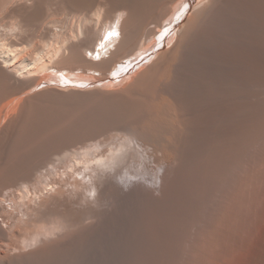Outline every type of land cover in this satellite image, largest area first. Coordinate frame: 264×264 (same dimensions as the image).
I'll return each instance as SVG.
<instances>
[{
  "label": "bare ground",
  "instance_id": "bare-ground-1",
  "mask_svg": "<svg viewBox=\"0 0 264 264\" xmlns=\"http://www.w3.org/2000/svg\"><path fill=\"white\" fill-rule=\"evenodd\" d=\"M255 2L0 0V264H43L77 244L83 264H264V120L245 122V86L222 103L233 126L216 128L224 114L195 94L205 79L182 74L196 37L216 55L230 48ZM38 87L94 91L113 108L37 120L24 100Z\"/></svg>",
  "mask_w": 264,
  "mask_h": 264
},
{
  "label": "rangeland",
  "instance_id": "rangeland-1",
  "mask_svg": "<svg viewBox=\"0 0 264 264\" xmlns=\"http://www.w3.org/2000/svg\"><path fill=\"white\" fill-rule=\"evenodd\" d=\"M252 2H254V0H252ZM256 6H258V8H257V10L258 11H256V15H254V14H252V15H250V17H246L247 19H246V22L244 23L243 22V25H244V27H243V31H233V32H235L236 34H234V33H231V36H233V38H231L234 42H233V46L231 45L230 46V48L229 47H227V48H223L222 47V50H220V52L218 53V55H216V54H213V52H212V50L210 49V46L206 43V42H204V40H207V38L206 37H196V43H195V40H194V43L193 44H191V50H192V48H194L193 49V51H191L190 49H189V51H188V54H187V57H186V63L184 64V66H182V68H184L185 69V67H186V65H188L187 67H186V69L184 70V69H182V74L184 75V77L185 78H187V79H189V80H194V79H196V78H202L201 79V81H203L204 79L206 80H204V82H203V86H201L200 87V89H198L197 91H196V93L195 94H197L198 96H202V97H204V98H207L206 97V95H208V98H210L213 102L211 103L212 104V107L210 106V109L212 108V111L214 110V111H218L217 113H219L220 114V116L222 115V114H224L225 115V117H224V115L223 116H219V114H217L216 112L214 113V115L216 116V117H220L219 119H221L222 117H223V119L225 118V120H222V121H220L219 119H218V126H217V123L216 124H214V126H216V128H219V129H221L220 128V126H222V129L224 128V125H225V128L224 129H226L227 127H232L233 126V124H234V122H235V120H233L232 118H231V114L229 115V114H227V112H226V110H225V108H222V107H224L225 106V104H226V102H227V104H229L230 102H232V100H234V97H229V95H231V96H235V95H237V94H239L240 92H241V90L242 89H244L245 88V86H246V90L248 91V93H250L249 95H251V98H250V107H249V109L247 110L248 112H246V115H245V122H248V124H252V123H254V122H257V121H259V120H264V92H262V91H264V88H262V87H264V76H262L260 73H259V71L257 70V69H259V66L258 65H260V59H258V61H259V64L256 62V66L258 67H256L255 68V61H254V59L256 60L257 58H259L258 56H262V67L264 68V56H263V51H264V8H263V6H264V0H256ZM230 6H232V4H230L229 6H228V8L230 7ZM1 13H2V11H0ZM257 12H258V14H257ZM0 13V14H1ZM3 13H4V11H3ZM6 13V12H5ZM4 13V14H5ZM1 14V15H3L4 17H5V19H4V17L2 16V18H3V20H5L4 22H6V19H8L7 17V14ZM183 15H184V11H182V16H181V18H183ZM258 15V16H257ZM7 16V17H6ZM259 17V18H258ZM1 18V17H0ZM249 18H251L252 20H250ZM255 18H257L256 19V21H255ZM262 18V19H261ZM249 19V20H248ZM258 19H260V20H258ZM2 20V19H1ZM263 21V22H262ZM2 23H4L3 21H1ZM254 22V23H253ZM259 22V23H258ZM261 22V23H260ZM179 23V22H178ZM255 23H256V25H255ZM250 25H251V27L253 28H251L250 27ZM60 26V25H59ZM59 26H57V28L59 27ZM64 26L65 25H62V26H60L59 28H60V30H61V27H62V30L64 29ZM259 26V27H258ZM260 26H262L261 28H260ZM259 29H258V28ZM58 28V29H59ZM245 28H248L249 30H246ZM252 29V30H251ZM259 30V31H257V30ZM66 30V28L64 29V31ZM231 30V29H230ZM245 30H246V32L248 33L250 30V34L251 35H249V33H248V35L246 34V32H245ZM44 31V30H43ZM252 31H253V33H252ZM213 32H214V34L217 36V33H218V29L216 30V28L214 27L213 28ZM239 32V33H238ZM256 32H257V35H256ZM260 32V33H259ZM165 34H166V32H163V37L165 36ZM233 34V35H232ZM243 34V35H242ZM251 36V37H248L247 38V36ZM253 35V36H252ZM261 35H262V37H261ZM239 36H241V37H239ZM246 36V37H245ZM221 37H222V39L220 38V40H219V42L221 41L222 42V45H225V40H224V36L223 35H221ZM244 37V38H243ZM258 37H259V39H258ZM241 38H243V39H241ZM248 40H247V39ZM238 41H237V40ZM247 41H246V40ZM250 39V40H249ZM254 39H256V40H254ZM260 41V43H259V41ZM200 41V42H199ZM224 41V42H223ZM249 41V42H248ZM253 41V42H252ZM202 42V43H201ZM221 42H220V44H221ZM258 42V43H257ZM199 43V44H198ZM252 43V44H251ZM255 43V44H254ZM197 46H196V45ZM201 44H202V46H204V47H202L201 46ZM238 46H237V45ZM242 44V45H241ZM198 45H200V46H198ZM234 45H236V46H234ZM245 45H247V46H245ZM262 47H261V46ZM194 46H196L197 48H198V50L194 47ZM250 46V47H249ZM252 46H253V49H252ZM257 46V47H256ZM237 47V48H236ZM244 47V48H243ZM199 48H200V50H199ZM202 48V49H201ZM236 48V49H235ZM247 48H249L248 49V51H247ZM255 48H257V49H255ZM223 49H225L224 51H223ZM233 49V50H232ZM237 49H239L238 51H240V53H238V51H235V50H237ZM261 49H263V50H261ZM246 50V52H248L247 54L244 52ZM252 50V51H251ZM257 50V51H256ZM259 50H261V51H259ZM203 51V52H202ZM227 51V52H226ZM229 51H232L233 53H231V52H229ZM192 54H191V53ZM206 54H205V53ZM213 54V55H211V53ZM225 52H226V54H225ZM244 52V53H243ZM250 52V53H249ZM254 54H253V53ZM257 52H259V53H257ZM260 52H262V54L260 53ZM192 55V56H189L190 54ZM198 53H201V54H199L198 56L196 55V54ZM202 53H204V55H202ZM227 53H229L230 54V56H231V59H229L230 58V56H229V54H227ZM224 54V55H223ZM234 56H237L238 58H236V57H234L233 58V55ZM242 54V56H238V55H241ZM249 54V55H248ZM260 54V55H259ZM195 55L197 56V57H195ZM208 55V56H207ZM214 55H216V56H214ZM222 56V58L220 57V56ZM246 55H248V56H246ZM192 59H190L189 57ZM194 56V57H193ZM201 56V57H200ZM204 56V57H203ZM207 56V57H206ZM208 57H211V58H209L210 60H206V58H208ZM213 57V58H212ZM219 57V58H218ZM228 58L229 60H230V62L229 61H226V60H228V59H226V58ZM240 57V58H239ZM248 58V59H246V58ZM194 58H195V62H194ZM214 58H216V59H219V60H217V62H218V64L217 65H219L218 67H217V65H216V61H215V64H214ZM223 58H225V59H223ZM249 58H250V60H249ZM252 58H253V60H252ZM188 59H189V61H191V62H189L188 61ZM198 59V60H197ZM203 59V60H202ZM213 59V60H212ZM222 59V60H221ZM235 60V61H233V60ZM242 59V60H241ZM199 60H201V61H199ZM205 60V61H204ZM213 62H212V61ZM240 62V64H239V62ZM253 62H252V61ZM194 62V64H193V62ZM208 61L210 62H212V67L210 66V64H211V62H210V64H208ZM221 61H223V62H221ZM227 62V64H226V62ZM242 61H244L245 62V65H244V62H243V65H242ZM249 62V61H251L252 62V64H251V62H249V64H250V66H249V64H247V62ZM197 62H198V64H197ZM199 62H201V64H199ZM203 62H204V64H203ZM224 62H225V64H226V66H225V64H224ZM232 62H233V64H232ZM231 63V64H230ZM192 66H190V65ZM206 64V65H205ZM222 64H224V66H221ZM234 64H238L237 66L238 67H236V65L234 66ZM194 66H195V68H194ZM196 66H197V68H196ZM207 67V69H206V67ZM210 66V67H209ZM221 66V67H220ZM227 66H232V71L230 70L231 69V67L229 68H227ZM244 66V67H243ZM247 66H249V68L247 67ZM214 67H217L216 69L214 68ZM224 68V69H221V68ZM242 67V68H241ZM246 67V68H245ZM198 68H200V69H198ZM211 68V69H210ZM226 68V69H225ZM234 68L236 69V70H234ZM244 68H245V70H244ZM247 68H248V70H247ZM193 69V70H192ZM197 69V70H196ZM203 69V70H202ZM217 69H219L218 71H222V74H220L221 72H219L218 73V71H217ZM228 69L230 70V71H228ZM241 70L242 69V71H240V72H242V73H239V72H236V71H238V70ZM196 70V71H195ZM200 70V71H199ZM212 70H213V74H212ZM224 70H226L225 72H224ZM257 72H256V71ZM187 71V72H186ZM192 71V72H191ZM216 71H217V73H218V75H217V73H216ZM195 72V73H194ZM201 72V73H200ZM244 72H247V74H244ZM189 73V74H188ZM199 75H198V74ZM207 73V74H206ZM209 73H210V75H209ZM231 73H232V75H231ZM238 73V74H237ZM251 73V74H250ZM202 74V75H201ZM204 74V75H203ZM220 74V75H219ZM235 74H237V76L234 75ZM241 74H244V77L241 75ZM254 74H255V76H254ZM258 74V75H257ZM260 74V75H259ZM191 75V76H190ZM197 75V76H196ZM213 75V76H212ZM223 75L225 76L226 75V79H228V80H226L224 77H223ZM231 75V77H229ZM246 75V76H245ZM252 75V76H251ZM257 75V76H256ZM228 76V77H227ZM240 76V77H239ZM262 76V77H261ZM218 77L220 78L221 77V80H219L218 79ZM223 77V78H222ZM235 78V80H234V78ZM238 77H239V79H238ZM243 77V78H242ZM258 77H261V78H258ZM199 78V79H200ZM210 78V79H209ZM212 78V79H211ZM230 78V79H229ZM232 78H233V80H232ZM242 78V79H241ZM244 78H246V79H244ZM199 79H196V80H199ZM207 79H208V82H207ZM217 79V80H216ZM222 79H224L225 81H223ZM236 79H238V80H236ZM241 79V80H240ZM243 79H244V81H243ZM250 79V80H249ZM263 81H262V80ZM215 80V81H214ZM231 80H232V82H231ZM247 80V81H246ZM260 80V81H259ZM221 81H223V82H221ZM233 81H234V84H233ZM243 81V82H242ZM50 82H52V81H50ZM205 82H207V83H205ZM210 82H213V84L212 83H210ZM217 82V83H216ZM218 82H221V83H218ZM224 82H226V84H223ZM240 82V83H239ZM258 82V83H257ZM260 82H261V84H260ZM227 83H228V85H227ZM236 83V84H235ZM237 83H238V85H237ZM216 84V85H215ZM220 84H223V86H219ZM229 84H231L230 86H231V88H228V86H229ZM232 84H233V86H232ZM239 84H241L240 86H239ZM245 84V85H244ZM249 84V85H248ZM212 85H215V86H212ZM218 85V86H217ZM259 85H261V86H259ZM263 85V86H262ZM206 86V87H205ZM210 86V87H209ZM229 86V87H230ZM234 86H236V87H238V89H236ZM251 86V87H250ZM253 86V87H252ZM256 86V87H255ZM207 87H209L208 89H207ZM217 87L221 90V91H223L224 90V88L226 89V87H227V90H225V91H223V92H219V91H217V94H215L216 93V90H219V89H217ZM214 88V89H216V90H212V89ZM240 88V89H239ZM248 88V89H247ZM203 89V90H202ZM211 89V90H210ZM259 89H261V90H259ZM208 90V93H210V95L207 93V92H203V91H207ZM232 92H231V91ZM236 90V91H235ZM239 90V91H238ZM226 91H229V92H226ZM236 92V94H234L235 92ZM238 91V92H237ZM253 91V92H252ZM36 92V95H34V93ZM34 93H33V95L34 96H32V93L30 94V98L28 97V98H26L24 101H26L24 104L26 105V103H27V107L29 106V105H31V111H32V113L33 112H35L33 115H34V117L35 118H38L37 120H39V118L41 119L42 117V119L41 120H45V121H47V119H49L50 118V120H48L47 122H53L54 121V118H55V121H57V120H59V119H62V118H64V117H67V116H73V115H75L76 114V112L78 113L79 111V109H81V110H83L82 111V113L81 112H79L78 113V118H79V120L81 119V123H82V120H85L86 119V117H90V119H92L93 117H95V115L97 114V116L98 115H100V113L101 114H103L104 112V110H106V109H111V107L113 108V104H111V103H113V102H111L110 103V101L111 100H109V99H106V97H104L103 95L101 96V94H99V93H97V92H95L96 93V96H98V97H96V98H94L95 97V95L93 96V94H95V93H92V92H94V91H90V93H88L87 92V94L86 93H82V92H75V91H72V92H60V91H53V90H50V89H47V88H41V87H38V92H37V90L35 91ZM58 92V93H57ZM60 92V93H59ZM213 94H212V93ZM224 92H226V95H224L223 93ZM54 93V94H53ZM57 93V94H56ZM199 93H201V95H199ZM219 93V94H218ZM229 93V94H228ZM232 93V94H231ZM256 95H255V94ZM68 94V95H67ZM80 94V95H79ZM89 94V98L88 97H86L87 95ZM206 94V95H205ZM212 94V95H211ZM215 94V95H214ZM223 94V96H220V95H222ZM234 94V95H233ZM261 94H262V96H261ZM51 95H53L52 97H55V95H56V97H55V99L54 98H52L51 97ZM59 95V96H58ZM61 95V96H60ZM66 95V96H65ZM218 97H217V96ZM228 95V96H227ZM80 96H82V97H84V98H82V97H80ZM91 96V97H90ZM210 96V97H209ZM225 96V97H224ZM227 96V97H226ZM254 96H256V97H254ZM32 97V98H31ZM34 97V98H33ZM103 97V98H102ZM213 97V98H212ZM217 97V98H216ZM219 97H222V99H223V101H222V99L221 98H219ZM224 97V98H223ZM43 98V99H42ZM46 98H47V100H46ZM49 98V99H48ZM81 98V99H80ZM88 98V99H87ZM96 99L95 101L97 102H94V99ZM215 98V99H214ZM229 98H230V102H229ZM31 101H33V99H35L33 102H31L30 104H28L29 103V101L30 100ZM40 99V100H39ZM90 99V101L88 102V100ZM217 99H219L218 101H217ZM109 102H108V101ZM228 100V101H227ZM28 101V102H27ZM39 101H41V102H39ZM51 101V102H50ZM100 101V102H99ZM105 101V102H104ZM106 101H107V103H106ZM215 101V102H214ZM220 101V102H219ZM36 102V103H35ZM42 102H44V103H42ZM48 102V103H47ZM54 102V103H53ZM58 102V103H57ZM87 102V103H86ZM104 102V103H103ZM217 102H219L220 104H222V103H224L225 102V104H222L221 106H216V104H217ZM32 103H34L33 104V107H32ZM56 103V104H55ZM103 103V104H102ZM105 103H106V105H105ZM36 104V105H35ZM47 104V105H46ZM49 104V105H48ZM89 104V105H88ZM101 104V105H100ZM213 104H215V105H213ZM40 105V106H39ZM51 105H52V107H51ZM55 105H57V106H55ZM69 105V106H68ZM79 105H81L80 107H79ZM103 105H104V107H103ZM45 107V108H47L48 109V111H47V109H45V108H41V107ZM83 106V107H82ZM89 106V107H88ZM107 106V108H105ZM110 106V107H109ZM59 107V108H58ZM66 107H68V108H66ZM78 107V110H76V111H73V109H76ZM85 107H87L86 109H85ZM100 107H103L102 108V110L100 109ZM214 107V108H213ZM215 107H217L216 108V110H215ZM29 108H30V106H29ZM52 108V109H51ZM54 108H55V110H57L56 112H54ZM73 108V109H72ZM220 108V109H219ZM223 110H225V111H222V109ZM34 109V110H33ZM42 109V110H41ZM50 109V110H49ZM71 111H70V110ZM88 109V112H91L92 113V115H91V113H89V114H87V111L85 112V110H87ZM104 109V110H103ZM254 109V110H253ZM40 110V112H38ZM59 110V111H58ZM65 110H68V111H70V112H66ZM259 110V111H258ZM37 111V112H36ZM41 111H43L45 114H43V112H41ZM46 111V112H45ZM50 111V112H49ZM53 112V114H52V112ZM61 111H63V112H61ZM64 111H65V114L63 115V113H64ZM73 111V112H72ZM96 111H101V112H96ZM223 113H222V112ZM48 112V113H47ZM58 112H59V115L61 116H59L58 115ZM72 112V113H71ZM96 113V114H93V113ZM225 112H226V114H225ZM49 113H51V114H49ZM56 113H57V116H56ZM69 115H68V114ZM81 113V114H80ZM259 113V114H258ZM39 114V115H38ZM40 114H42V115H40ZM62 114V115H61ZM67 114V115H66ZM72 114V115H71ZM87 116H86V115ZM50 115V116H49ZM54 115H55V117H54ZM82 115V116H81ZM228 115V116H227ZM40 116V117H39ZM44 116H46L45 118H44ZM63 116V117H62ZM84 116V117H83ZM57 117V118H56ZM60 117V118H59ZM83 117V118H82ZM253 117V118H252ZM230 118V119H229ZM259 118V119H258ZM57 119V120H56ZM53 120V121H52ZM227 120H229L228 122H227ZM257 120V121H256ZM232 121V122H231ZM234 121V122H233ZM220 122V123H219ZM222 122V123H221ZM121 125V124H120ZM228 125V126H227ZM120 127H121V129H120ZM125 126H119V127H117V128H119V132L121 133L122 131L121 130H123V128H124ZM215 128V127H214ZM228 129V128H227ZM10 130H8V131H6L5 133H9L8 135L7 134H5V133H3V132H1L2 134H1V136L4 138V140L6 141V139H8L9 137V141L10 140H12L13 139V137L15 136L14 134H13V136H12V134H10V132H9ZM123 132H124V130H123ZM123 132L120 134V133H116L115 134V137H121V135L123 134ZM11 133H13L12 131H11ZM3 134H4V136H6V137H4L3 136ZM113 135V134H112ZM112 135H107V136H109V140H112ZM12 136V137H11ZM1 137V138H2ZM2 138V139H3ZM111 138V139H110ZM7 140V141H8ZM82 234V237H81V235H76L78 238L77 239H79V240H83L84 241V236H83V233H81ZM76 245V244H75ZM76 246H77V248H76ZM75 247H73V248H75V249H73V251H71L70 252V254H68L69 256L68 257H66V258H63V257H56L55 258V260H53V261H48V259H46V260H44V262H43V264H73V263H75V264H83V260H82V258H81V256H82V253H81V247L79 248L78 246H80L79 244H77ZM85 245H83L82 246V252H83V247H84ZM147 261V260H146Z\"/></svg>",
  "mask_w": 264,
  "mask_h": 264
}]
</instances>
